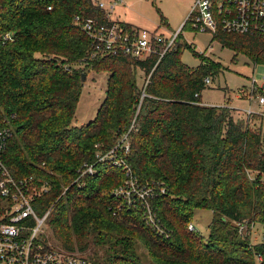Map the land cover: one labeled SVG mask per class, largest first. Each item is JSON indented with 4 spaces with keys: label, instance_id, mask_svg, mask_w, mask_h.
<instances>
[{
    "label": "trees",
    "instance_id": "trees-1",
    "mask_svg": "<svg viewBox=\"0 0 264 264\" xmlns=\"http://www.w3.org/2000/svg\"><path fill=\"white\" fill-rule=\"evenodd\" d=\"M77 16L111 24L92 0H0V107L13 130L4 161L15 177L54 176V193L36 209L42 215L57 200L48 220L55 239L74 252L73 237L94 234L106 257L91 258L92 264H144L140 243L146 264H264V242L254 245L250 236L257 225L264 232V125L259 117L246 120L203 103L222 66L195 50L200 65H185L183 50L193 46L181 34L161 59L92 58V41ZM187 28L195 31L189 20L182 31ZM5 32L14 33V42L3 43ZM212 40L264 66V39L220 31ZM88 72L109 74L106 96L95 119L77 127ZM138 72L150 77L139 112ZM134 120L127 161L140 188L154 191L155 224L144 204L116 194L126 174L108 161L96 163ZM93 163L96 173L74 183L77 171ZM196 209L213 213L207 240L193 224Z\"/></svg>",
    "mask_w": 264,
    "mask_h": 264
},
{
    "label": "built area",
    "instance_id": "built-area-1",
    "mask_svg": "<svg viewBox=\"0 0 264 264\" xmlns=\"http://www.w3.org/2000/svg\"><path fill=\"white\" fill-rule=\"evenodd\" d=\"M92 2L105 13V18L111 21V24H106L96 19H83L81 16L75 18V22L92 41V58L123 55L143 59L158 55L161 59L176 47L183 27L168 38L143 29L128 30L119 23L120 21L112 19L116 8L125 5L126 0H92ZM188 20L197 32L217 35L222 31L227 34L249 35L264 39V0H196ZM1 39L3 43H11L14 42L15 36L12 32H5L1 35ZM209 48L212 49L211 45ZM257 65L260 66L255 64V69ZM149 78L144 80L137 112L140 111L147 97L145 88ZM250 80L249 86L239 88L235 96L237 100L245 101L249 106L244 109L228 108L246 120L259 117L264 125V77L261 81H257L254 77ZM211 83V78L207 77L205 85L209 86ZM225 107L227 106L220 108ZM135 122L136 120L132 128L114 147L97 155L96 163L108 161L126 174L125 185L119 188L116 194L124 196L130 204L136 202L144 204L148 211V221L155 224L156 220L149 203L154 191L151 188H140L127 161L131 153L130 136ZM12 137L13 130L0 107V264H92L86 256L54 248L43 237V229L54 212L55 204L42 215L38 213L36 206L38 202H43L46 196L54 193V176L46 175L42 178L37 174H29L15 177L4 161ZM96 163L84 164L77 171L74 183L83 185L81 181L84 177L93 176L96 173ZM44 167L45 165L42 166ZM68 188L64 189L62 195H65ZM162 193H165L164 188ZM247 229L248 225L242 224L239 231L246 235ZM189 230L196 231V228L190 224ZM262 241L264 242V236ZM258 261H262L260 255Z\"/></svg>",
    "mask_w": 264,
    "mask_h": 264
},
{
    "label": "rangeland",
    "instance_id": "rangeland-1",
    "mask_svg": "<svg viewBox=\"0 0 264 264\" xmlns=\"http://www.w3.org/2000/svg\"><path fill=\"white\" fill-rule=\"evenodd\" d=\"M196 0H126L125 9L121 10V18L128 24L147 30L151 33L171 37L174 32L186 23L191 14V10ZM119 10V11H120ZM183 27V26H182ZM213 34L209 32H195L189 28L181 32V41L192 45L193 48L185 49L182 53V62L192 68L200 65V58L193 54L195 50L200 55H205L223 68L211 88L206 89L202 95L204 104L210 106H227L230 108H246L247 104L237 101L235 98L239 88L247 87L253 77L261 81L264 77V66L255 64L244 53H236L229 48H223L218 41H213ZM213 41V42H212ZM212 43L210 50L209 45ZM237 55V57L235 56ZM235 58V60H233ZM109 74L105 72H88L82 89V94L77 106L74 125L80 127L86 125L97 116L98 110L103 103L108 82ZM144 77L141 72L137 74V86L142 88ZM227 88L231 98L225 96L223 89ZM256 106V105H254ZM233 115H235L233 111ZM55 202H53L52 206ZM213 213L210 210L196 209L193 224L196 225L199 234L207 240L210 235V224ZM250 234L251 242L254 245L261 243L263 229L255 226ZM43 237L56 249L68 252L54 237L51 226L46 225L43 229ZM74 239L75 251L90 260H104L106 248L94 244V234L81 239ZM85 246L84 251L80 246ZM138 253L141 255L144 264L150 261L148 253L143 244L137 245ZM71 253V252H69ZM91 260V261H92ZM104 262V261H103Z\"/></svg>",
    "mask_w": 264,
    "mask_h": 264
},
{
    "label": "crops",
    "instance_id": "crops-1",
    "mask_svg": "<svg viewBox=\"0 0 264 264\" xmlns=\"http://www.w3.org/2000/svg\"><path fill=\"white\" fill-rule=\"evenodd\" d=\"M126 6V5H125ZM120 9H125V7L124 6H119V7H117L116 8V10H115V12L112 14V19L113 20H115V21H120V22H122V23H126L122 18H121V10ZM120 10V11H119ZM126 24H128V23H126ZM131 25V24H130ZM131 26H133L134 28H138V27H135L134 25H131ZM183 26V25H182ZM181 26V27H182ZM180 27V28H181ZM179 28V29H180ZM138 29H141V28H138ZM224 94H225V91H224ZM229 96V100H230V98H231V95L229 94V92H226V94H225V96ZM237 101H242V100H237ZM242 102H245V101H242ZM246 104H247V107L249 106L248 105V103L247 102H245ZM214 106V105H213ZM246 107V108H247Z\"/></svg>",
    "mask_w": 264,
    "mask_h": 264
},
{
    "label": "water",
    "instance_id": "water-1",
    "mask_svg": "<svg viewBox=\"0 0 264 264\" xmlns=\"http://www.w3.org/2000/svg\"><path fill=\"white\" fill-rule=\"evenodd\" d=\"M86 76H87L86 74H83V75H82V84H84V83H85Z\"/></svg>",
    "mask_w": 264,
    "mask_h": 264
}]
</instances>
